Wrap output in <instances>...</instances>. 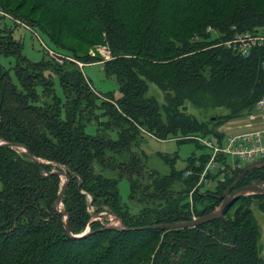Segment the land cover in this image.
Wrapping results in <instances>:
<instances>
[{
	"label": "trees",
	"instance_id": "obj_1",
	"mask_svg": "<svg viewBox=\"0 0 264 264\" xmlns=\"http://www.w3.org/2000/svg\"><path fill=\"white\" fill-rule=\"evenodd\" d=\"M13 2L0 0V10L14 12ZM34 3L32 15L42 12L37 26L60 49L71 40L90 46L108 43L114 58L105 62L104 70L116 76L122 95L102 100L78 63L90 62L88 54L74 53L75 60L62 63L32 61L13 29L0 22V54L15 59L19 81L0 63V140L26 145L47 172L65 170L70 181L63 210L69 215L70 230L78 235L91 228L83 238L70 236L65 217L54 207L62 177L44 175L27 153L1 145L0 264H264L251 202L230 215L234 203L223 218L192 228L130 230L209 214L237 180V167L227 166L214 194L205 196L197 189L191 204L188 194L208 159L192 153L187 167L178 170L177 153L160 154L170 171L151 172V196L162 202L150 205L144 200V185L134 178L146 171L134 145L142 127L161 139L208 133L223 137L217 128L186 113V102L202 109L224 107L231 115L254 108L264 95V50L254 49L245 58L220 43L235 29L264 28V0ZM4 16L0 12V18ZM53 75L59 77L64 99L56 92ZM148 81L166 92V105L148 95ZM100 111L109 119L99 120ZM95 121L97 134L92 135L87 127ZM125 175L130 198L144 205L137 214L121 199L119 183ZM258 181H264V166L247 172L237 187ZM176 183L186 188L176 190ZM247 196L257 198L264 211L263 194L239 201ZM103 212L118 215L130 229H106L103 222L91 221Z\"/></svg>",
	"mask_w": 264,
	"mask_h": 264
},
{
	"label": "rangeland",
	"instance_id": "obj_2",
	"mask_svg": "<svg viewBox=\"0 0 264 264\" xmlns=\"http://www.w3.org/2000/svg\"><path fill=\"white\" fill-rule=\"evenodd\" d=\"M22 2L23 0H15V2H13L14 7L12 6L14 12L10 14L0 10V12L5 15L3 18H0V22L2 26L7 25L9 29H13L15 38L21 40L24 44L23 53L30 60L38 62L42 59H46L62 63L63 59H65V61H69L71 59L75 60L73 57L74 53L84 55L88 54L91 58V61H81L79 62V65L87 79L90 81L94 90L103 96L102 100H107L106 97L109 96H114L115 99L121 97L122 93L120 91V85L116 76H108L104 70L105 62L114 58L108 43L90 46L83 42L71 40L66 43L65 46H63L65 49H60L59 47L53 45L44 32L37 26L39 25L38 19L41 17L42 12L36 13L37 16L32 15V9L35 5V0L26 1L21 11L18 12L17 10ZM212 31L217 33L216 30ZM0 63L11 70L13 80L16 83H19L17 77L14 74L15 59L13 57L0 54ZM53 80L55 82V88L58 96L64 99L65 95L60 84L59 77L57 75H53ZM148 86V95L155 97L161 106L166 105V92L153 82L148 81ZM185 110L186 113L195 116L200 122H204L206 125H208L210 129L217 128V130L222 132L223 135L245 132L250 129L248 128V124L251 123L252 120L249 117L251 113L255 112L254 108H252L251 111H244L241 114L231 115L232 113H230L224 107L205 106V109H202L196 105H192L190 102H186ZM257 113L259 114V112ZM257 113H255V115L258 116ZM98 114L99 120L105 121L109 119V117L104 115L102 111L98 112ZM259 119L260 116L255 122H253L252 125L254 127H257L255 125L261 124ZM96 124V121L89 124L87 127V132L92 135H96ZM137 136L138 144L134 145V150L135 152L139 153L142 162L146 164V171H143L142 176H135L134 178H137L144 185L142 189H145V193L147 195L144 200H146L150 205H158L162 202V199L158 198L157 196H151L153 191V187L151 186V172L154 171L158 172L160 175H165L170 171L169 165L166 164L160 154H169L170 156H174L177 153L179 155V159L176 164V169L178 170H182L187 167L188 159L192 153H194L197 158L205 156L208 159L199 182L188 194V199L190 200L191 204L194 202V192L197 189L199 193L205 194V196L213 195L217 189V185L225 177L226 172H222V170L226 169L227 166L235 167L236 165L234 164L236 162V158L234 156H229L228 160L220 159V165H217V160L213 165H211L212 159L210 156V150L206 148L204 144V146L201 147L198 146L194 141H188L189 139L186 142L181 143L178 142V140H183H180L176 137L161 139L149 132L145 127L140 128ZM98 170H100V167H98ZM190 173L191 172H189V174L186 173V175L188 176ZM109 174L116 175L115 172L112 173L111 171H109ZM1 187L2 182L0 180V188ZM119 188L122 202L129 206L132 213L137 214L144 205L137 199L132 200L130 198L131 188L127 175H125L120 180ZM173 188L176 190H182L185 189L186 186L181 183H176ZM250 202V207L253 210L256 222L258 223L261 231L259 246L260 255L264 259V211L258 205V199L253 196H247L246 199L240 201L238 200L230 210V215H233L241 209H244V207L248 206ZM220 205L221 204H219L215 210H217ZM95 211V207L92 206L91 212ZM91 218V221L99 220L100 222H103L104 227L109 226L110 223H112V225H121L123 222L118 215L113 213L109 214L107 212L95 214ZM90 229V226H88L85 231Z\"/></svg>",
	"mask_w": 264,
	"mask_h": 264
},
{
	"label": "built area",
	"instance_id": "obj_3",
	"mask_svg": "<svg viewBox=\"0 0 264 264\" xmlns=\"http://www.w3.org/2000/svg\"><path fill=\"white\" fill-rule=\"evenodd\" d=\"M209 30H213V28L210 27ZM220 44L225 45L242 57H250L254 49L264 50V28L241 31L235 29V33ZM254 111L249 117L252 120L248 124L250 129L245 132L223 135V137H219L216 133H208L207 135L182 136L181 138L193 139L204 144L210 150L211 165L216 160L217 165H220V159L228 160L229 156L236 158L235 163L238 166H244L256 160L264 159V127L258 128L252 125L258 119V116H264V95L256 102Z\"/></svg>",
	"mask_w": 264,
	"mask_h": 264
},
{
	"label": "water",
	"instance_id": "obj_4",
	"mask_svg": "<svg viewBox=\"0 0 264 264\" xmlns=\"http://www.w3.org/2000/svg\"><path fill=\"white\" fill-rule=\"evenodd\" d=\"M1 145H8L12 148L20 149L21 151H24L25 153H27L32 160H34L38 163L39 169L44 175L57 174L63 178V184H62L61 190L59 192L58 197L55 200V205H54L55 210L65 217L64 225H65V228L67 230V233L70 236H73L76 238H83L86 235H88L90 233V230L85 231L83 234L74 235L70 230L69 215L66 211L63 210V197H64L65 191L68 187V183L70 181V177L67 174V172L64 170H53L51 172H47L43 168L41 161L35 155H33L31 153V151L29 150V148L26 145H24L21 142H8L5 140H0V146ZM260 166H264V159L256 160V161L251 162L245 166H238L237 171L239 172V176H238L237 180L231 186H229L226 189L224 194L221 196V200H222L221 202L222 203H221L220 207L217 210H215L214 212H211L209 214H206V215L198 217V218H194L193 220L187 221V222L153 224V225L135 227L133 229L127 228L125 226V224L122 222L121 225L109 224V226H106L105 228L106 229H114V230H122V229H130V230L169 229V230H171V229L192 228V227H196L198 225H202V224L211 222V221L216 220V219L223 218L225 216V213L227 212V210L235 202H237L242 196H246V195H250V194H256V193H260V194L264 195V181L255 182V183L249 184L247 186L237 187L239 185L240 180L242 179V177L247 172H249L250 170H252L254 168L260 167Z\"/></svg>",
	"mask_w": 264,
	"mask_h": 264
},
{
	"label": "crops",
	"instance_id": "obj_5",
	"mask_svg": "<svg viewBox=\"0 0 264 264\" xmlns=\"http://www.w3.org/2000/svg\"><path fill=\"white\" fill-rule=\"evenodd\" d=\"M258 117H259V116H258ZM259 121H260L261 124H259V125H255V126H257L258 128H259V127H264V116H263V117L260 116Z\"/></svg>",
	"mask_w": 264,
	"mask_h": 264
},
{
	"label": "bare ground",
	"instance_id": "obj_6",
	"mask_svg": "<svg viewBox=\"0 0 264 264\" xmlns=\"http://www.w3.org/2000/svg\"><path fill=\"white\" fill-rule=\"evenodd\" d=\"M118 224V223H117Z\"/></svg>",
	"mask_w": 264,
	"mask_h": 264
}]
</instances>
